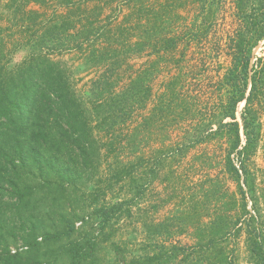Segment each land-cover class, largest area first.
<instances>
[{"label":"trees","instance_id":"obj_1","mask_svg":"<svg viewBox=\"0 0 264 264\" xmlns=\"http://www.w3.org/2000/svg\"><path fill=\"white\" fill-rule=\"evenodd\" d=\"M168 1L173 5L166 0L158 10L151 7L152 16L145 22L139 18L136 27L143 32L137 41L130 42L128 37L131 13L117 24L119 32L109 35L106 30V43L96 47L95 41L102 29L86 26L73 32L76 29L73 5L77 0H11L9 7L15 8L14 17L26 23L34 47L26 59L9 67L8 54L4 53L0 37V264H55L54 261L61 258L66 264H101L100 246L109 240H103L101 235L112 221L130 212L144 190H134L132 179L129 196L123 200L98 206L99 195H106L116 183L132 177L135 167L145 165L137 163V166L130 160L122 169L119 166L117 171L116 168L109 183L97 194L92 192L90 213L85 212L87 206L76 210L82 196H68L80 190L84 183L92 182L104 152L112 151L117 143L129 149L134 147L138 132L125 135V140L121 136L119 139L117 133H121V125L128 124L151 93L148 71L131 73L127 83H121L110 72L134 53L145 52L150 43L155 48L159 44L165 53L176 49L183 36L186 48L192 39L207 40L209 25L225 7L224 0H198L201 9L193 24L188 25L184 19L187 28L183 34L170 36L166 24L172 26V20L184 17L165 13L163 8ZM31 2L45 7L63 6L67 12L59 13L55 9L47 15L34 9L25 10ZM230 3L232 25L223 29L227 37L224 52L230 64L214 82L215 98L219 101L205 111L209 113L203 117L207 122L201 125L204 129L197 131L202 138L224 127L233 132L228 169L238 184L243 179L239 189L244 199L242 214L232 219L236 227L233 234L239 236L243 224L237 225L245 222L246 241L254 264H264V223L259 216V196L250 166L261 137L257 105L264 103V56L253 54L264 42V0H230ZM142 11L143 8L136 9L138 14ZM84 45L85 49L91 47L86 57L93 66L99 68L108 60V68L92 80L85 94H81L68 77L63 62L53 59L52 53L80 50ZM211 47L209 51L220 48L222 52L221 47ZM214 94L205 95V100ZM240 104L244 105L241 120L237 114ZM225 119L229 120L225 122ZM215 124L217 129L213 127ZM233 152L237 162L231 157ZM247 196L253 202V211L247 209ZM12 207L16 212L8 215ZM77 222H81V226L78 227ZM19 239L23 243L16 245ZM207 241L203 239L191 249L173 244L168 251L133 255L129 261L121 245L113 242L111 246L112 251L120 255L117 264H191L190 258L195 252L201 255L203 264H212L213 253L214 258L220 255L215 261L232 264L226 249L215 253L214 246H208L214 239Z\"/></svg>","mask_w":264,"mask_h":264},{"label":"rangeland","instance_id":"obj_2","mask_svg":"<svg viewBox=\"0 0 264 264\" xmlns=\"http://www.w3.org/2000/svg\"><path fill=\"white\" fill-rule=\"evenodd\" d=\"M162 2L166 0L85 2L77 0L73 5L74 12L76 11L72 17L76 25L73 32L76 33L77 28L85 29L86 26L102 29L100 37L95 41L96 47H102L106 43L104 40L106 30L109 35L119 32L117 24L133 13L128 37L130 42L137 41L143 31L136 27V22L139 18H142V22L151 18L152 15L149 14L152 11L151 7L158 10ZM170 2L173 5H169L168 1L163 11L168 15L177 13L184 18L172 20V26L166 24L167 34L170 36L183 34L187 28L184 23L193 24L200 12L201 2L198 0H170ZM223 2L225 7L209 25L207 40L192 39L186 48V41L183 40L185 36H183L176 49L165 53V49L159 48V44H156L155 48L150 43L151 46L146 47L145 52L134 53L110 72L121 83H127L131 73L148 71L151 93L145 104L135 110L128 124L121 125L123 127L119 130L121 133H117L119 139L121 136V139L125 140V135L138 132L139 139L135 141L134 147L129 149L117 143L112 151L104 152L101 165L95 170L92 182L84 183L80 190L73 192L74 194L71 192L68 196V198L82 196L81 200L76 202V210L87 206L85 212L90 213L92 206L89 204L94 197L92 192L97 194L101 187L104 188L116 168L117 171L122 169L130 160H133L134 164L145 165L144 168L135 167L132 177L116 183L106 191V195H99L96 203L98 206L123 200L129 196L128 190L133 184L132 179L134 190L139 188L144 190V194L135 200L130 212H125L118 220L112 221L101 235L103 240L109 238L100 246L101 264H117L116 259L120 258V255L112 251L113 242L122 246L127 254L126 261H129L133 255L168 251L173 244L188 246L191 249L201 240L209 241L211 238L214 241L208 246H214L215 253L220 249H226L233 261L232 264H254V258L246 241L245 222L237 225L239 227L243 224L240 235L233 234L236 229L232 222L233 216L242 214L241 206L244 202L239 189L243 179L238 184L233 180L228 169L227 159L234 140L233 132L229 127H224L202 138L197 131L203 128L201 125L205 124L204 122H207L203 117L209 113L205 111L219 101L215 98L214 82L219 73L223 74L230 64L229 56L224 52L227 37L223 29L230 28L233 18L228 11L230 0ZM11 3V0H0V37L3 39L4 53L8 54V65L14 67L30 55L34 45L33 41L30 42L32 36L27 31L28 28H25L26 23L19 17H14L15 8L9 7ZM139 8H143L144 11L138 14L136 9ZM30 9L46 12L47 15L55 9L59 13L67 12V8L63 6L50 4L45 7L34 2L25 7V10ZM184 19L187 21L184 22ZM91 20H94V23L88 24ZM86 45L80 50L52 53L53 59L63 62L68 77L73 80L77 91L81 94H85L92 80L108 68V60L100 64L99 68L90 63L86 56L91 52V47L85 49ZM211 46L221 47L222 52L220 48L209 51ZM253 54L264 56V42L254 50ZM207 94L214 96L205 100L204 96ZM244 105L238 106L239 120ZM257 108L261 122V137L256 152L250 160V166L255 179L256 195L259 196V216L264 223V103L257 105ZM207 117L209 118L208 115ZM228 120L225 119V122ZM213 127L217 129L218 125L215 124ZM242 137L244 142L243 134ZM140 155L144 158H138ZM231 157L237 162L234 152ZM243 186L247 190V186ZM235 200H237L236 204ZM247 209L252 211L254 209L249 196H247ZM9 212L8 215L15 214V208L12 207ZM77 226H81V222H77ZM22 243L23 241L19 239L16 245ZM195 253L190 258L191 264H203L200 262L201 255ZM214 255L213 253L212 264H224L219 260L215 261L220 255H216L217 258H214ZM63 259L54 262L66 264V260Z\"/></svg>","mask_w":264,"mask_h":264}]
</instances>
